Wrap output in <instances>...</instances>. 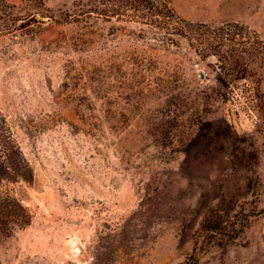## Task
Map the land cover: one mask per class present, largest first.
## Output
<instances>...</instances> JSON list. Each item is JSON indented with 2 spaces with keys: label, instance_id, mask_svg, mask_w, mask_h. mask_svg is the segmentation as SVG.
<instances>
[{
  "label": "rangeland",
  "instance_id": "rangeland-1",
  "mask_svg": "<svg viewBox=\"0 0 264 264\" xmlns=\"http://www.w3.org/2000/svg\"><path fill=\"white\" fill-rule=\"evenodd\" d=\"M89 1L18 2L0 32V124L30 169L0 158V205L29 214L0 223V264H264V0H169L261 50L226 88L197 43Z\"/></svg>",
  "mask_w": 264,
  "mask_h": 264
},
{
  "label": "trees",
  "instance_id": "trees-1",
  "mask_svg": "<svg viewBox=\"0 0 264 264\" xmlns=\"http://www.w3.org/2000/svg\"><path fill=\"white\" fill-rule=\"evenodd\" d=\"M37 0H0V32L9 29L7 22L12 19V10L18 2H36ZM85 13H95L107 19L117 18L136 20L151 24L168 34L186 37L188 41L197 43L196 51L203 56L215 55L219 61L220 69L216 72L215 80L221 87H229L237 78L232 75L235 67L248 66L247 59L255 56L261 50L255 46L244 44L239 37L228 36L226 32L202 34L197 24L187 21L176 14L169 0H90L87 3ZM223 28H220V30ZM231 46L230 49L227 47ZM245 76H241L242 78ZM3 122V121H2ZM10 136L6 134L0 124V158L9 167L7 173L27 179L30 172L27 161L21 155L16 144H12ZM29 214L23 206L13 197L3 198L0 205V223H3L2 231L8 236L15 226L23 225L29 221Z\"/></svg>",
  "mask_w": 264,
  "mask_h": 264
}]
</instances>
